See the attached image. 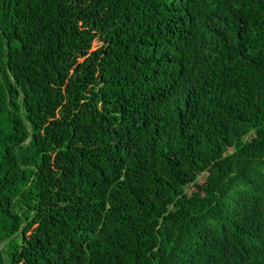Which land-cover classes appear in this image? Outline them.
<instances>
[{"label":"trees","instance_id":"obj_1","mask_svg":"<svg viewBox=\"0 0 264 264\" xmlns=\"http://www.w3.org/2000/svg\"><path fill=\"white\" fill-rule=\"evenodd\" d=\"M0 264H264V0H0Z\"/></svg>","mask_w":264,"mask_h":264},{"label":"rangeland","instance_id":"obj_2","mask_svg":"<svg viewBox=\"0 0 264 264\" xmlns=\"http://www.w3.org/2000/svg\"><path fill=\"white\" fill-rule=\"evenodd\" d=\"M102 47V43L99 41V40H96L94 43H93V46H92V49L91 51H96L98 49H100ZM84 59H80V62H82Z\"/></svg>","mask_w":264,"mask_h":264}]
</instances>
